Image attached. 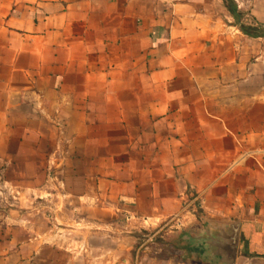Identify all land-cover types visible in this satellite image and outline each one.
<instances>
[{
    "label": "crops",
    "instance_id": "crops-1",
    "mask_svg": "<svg viewBox=\"0 0 264 264\" xmlns=\"http://www.w3.org/2000/svg\"><path fill=\"white\" fill-rule=\"evenodd\" d=\"M226 3L0 0V169L33 170L3 183L39 191L55 167L63 191L42 193L79 217L36 232L0 207V264H129L131 235L97 216L191 201L241 222L236 264H264V36Z\"/></svg>",
    "mask_w": 264,
    "mask_h": 264
},
{
    "label": "rangeland",
    "instance_id": "rangeland-1",
    "mask_svg": "<svg viewBox=\"0 0 264 264\" xmlns=\"http://www.w3.org/2000/svg\"><path fill=\"white\" fill-rule=\"evenodd\" d=\"M254 1L255 0H253V2ZM238 2L242 10L240 14L237 13L235 16L236 18L233 19L230 17V14L235 15V13L232 12V3L237 11L239 3L237 4L232 0H227L226 5L229 10V16L226 21V26H232L236 24L235 22L238 24L239 21L242 25H245L247 29H250L252 34L264 35V7L259 6L256 8L252 6V0H238ZM48 170V176L53 179V182L51 184L49 182L48 184L40 185L39 187L43 189L39 191H28L25 187L26 185H11L3 183V180L24 179L25 176H31L33 172L32 169L29 171L27 168L4 167L0 169V179H2V182H0V193L2 195L0 198V207L4 211L3 216H10V218H4L12 219L9 223L17 222L18 225H21L20 227L27 223H31L35 225L36 232H43L42 230H44L46 226L51 227L53 224L61 226L73 225L76 218H79L74 211V206H78V204L74 203L73 199L61 197H50L49 199L42 193L44 191L62 193L63 191L62 188H59L60 184L55 181V179H58L60 176V173H58L59 169L53 167ZM187 196V200L190 198L195 199L193 194H188ZM191 202H187L185 206L186 209L180 214L165 220H152L146 222L138 220L137 217L133 220H126L124 213L110 216L111 212H105L102 215H98L97 218L101 223L112 224V228L118 236L124 234L131 235L129 264H210V262L207 261L208 259H192L188 257L187 253L184 251V246H186V244L183 242L185 239V237L182 236L183 233L189 230L192 233L191 236L194 237L193 239H197L198 232L203 231L197 230L201 220H205V222H207L206 225H209V217L204 214L196 201L190 205ZM98 203V207H103L101 202ZM9 210H13L16 213L13 212L11 216V213L9 214L8 212ZM52 211H55L56 214L52 213ZM88 217L93 218L90 215H88ZM129 224L130 228H128ZM207 228L206 231L210 230L209 226H207ZM126 231H128V233ZM22 233H24L23 236L25 237V232ZM127 255L126 252L125 257ZM120 256H124V253L120 254Z\"/></svg>",
    "mask_w": 264,
    "mask_h": 264
},
{
    "label": "water",
    "instance_id": "water-1",
    "mask_svg": "<svg viewBox=\"0 0 264 264\" xmlns=\"http://www.w3.org/2000/svg\"><path fill=\"white\" fill-rule=\"evenodd\" d=\"M210 230L198 232L197 239L210 264H236L241 235L239 220L209 221ZM206 236V238H204Z\"/></svg>",
    "mask_w": 264,
    "mask_h": 264
},
{
    "label": "flooded vegetation",
    "instance_id": "flooded-vegetation-1",
    "mask_svg": "<svg viewBox=\"0 0 264 264\" xmlns=\"http://www.w3.org/2000/svg\"><path fill=\"white\" fill-rule=\"evenodd\" d=\"M206 223L207 222H205V220H201L200 224L197 227V230H201V231L203 230L202 231L203 233L207 232L206 231L208 229L207 226L209 225H206ZM191 235L192 233L189 230H187L182 235L185 237L183 242L186 244V246H184V251L187 253V256L192 259H196V258L207 259V257L203 256L205 252L201 249L202 246H201V242H199L200 240H194L193 239L194 237H192ZM204 238H206V236H204Z\"/></svg>",
    "mask_w": 264,
    "mask_h": 264
},
{
    "label": "trees",
    "instance_id": "trees-1",
    "mask_svg": "<svg viewBox=\"0 0 264 264\" xmlns=\"http://www.w3.org/2000/svg\"><path fill=\"white\" fill-rule=\"evenodd\" d=\"M232 12H236V11H232ZM237 26H239V29L242 33H244L245 35L249 36V37H257V34H252L250 32V29H247V27L245 25H239L237 24ZM259 36H264V35H259Z\"/></svg>",
    "mask_w": 264,
    "mask_h": 264
}]
</instances>
